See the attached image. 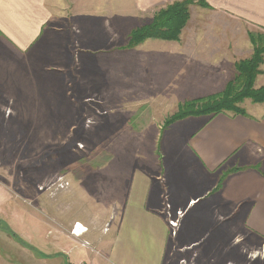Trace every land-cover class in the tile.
Returning a JSON list of instances; mask_svg holds the SVG:
<instances>
[{
	"label": "rangeland",
	"instance_id": "374dc122",
	"mask_svg": "<svg viewBox=\"0 0 264 264\" xmlns=\"http://www.w3.org/2000/svg\"><path fill=\"white\" fill-rule=\"evenodd\" d=\"M52 24L60 29V19ZM119 34L114 31L111 41L84 43L72 37L60 39L57 32L41 50L18 55L16 67L8 63L10 49L1 41L0 237L4 250L14 261L23 257L20 253L38 257L59 253L64 225L76 220L84 227L99 224L93 219L94 206L107 195L106 181L130 177L141 169L161 182L164 206H172L167 207L170 215L183 213L166 264H196L198 259L206 264H264V240L249 234L244 218L223 217L216 200L198 199L196 206L185 207V199L210 191L213 181L217 187L224 171L218 178L215 174L203 179L189 160L180 174L169 171L166 176L159 169L161 149H168V163L174 157L170 149L186 146L189 122L169 133L176 146L160 148L161 140L169 139L163 134L165 122L178 106L169 105L167 94L154 97V91H144L135 73L128 74V84L121 82L126 78L121 77L124 69L108 62V57L114 60L117 55L106 57L111 47L122 45ZM87 46L88 54L80 51ZM183 155V149L177 152L179 159L184 160ZM110 164L127 167L116 171ZM166 185L175 189L179 204L173 203L174 193ZM63 259L60 255L48 264H65Z\"/></svg>",
	"mask_w": 264,
	"mask_h": 264
},
{
	"label": "crops",
	"instance_id": "0c3cea01",
	"mask_svg": "<svg viewBox=\"0 0 264 264\" xmlns=\"http://www.w3.org/2000/svg\"><path fill=\"white\" fill-rule=\"evenodd\" d=\"M176 1L182 0H0V43L3 41L10 49L8 63L16 67L18 55L41 50L57 32L60 39L67 37L69 41L72 37L84 43L111 41L114 31L122 33V45L111 47L106 54L117 55L114 60L119 63L112 56L108 62L116 69H124L120 74L126 78L121 82L128 84V74L135 73L144 91H154V97L167 94L169 105L177 107L221 93L234 78L235 63L253 53L249 36H264V0H203L206 7L194 3L189 7L190 20L177 41L148 39L134 49L126 48L132 30L149 24L156 12ZM55 19H60V29L52 24ZM82 50L88 54L90 47ZM260 71L254 81L256 89L264 86V56ZM242 107L246 116L187 118L167 127L163 134L169 139L161 140L160 148L162 144L176 146L169 133L189 122L186 146L182 145L184 160L177 156L182 149H170L174 157L167 163L168 149H161L159 169L166 176L169 171L170 175L180 174L184 161L189 160L203 179L239 170L227 176L219 191L213 193V181L210 191L185 199V207L191 203L196 206L198 199L216 200L220 215L244 218L249 234L264 240V104L246 100ZM109 166L116 171L127 167ZM142 171L106 181L107 195L96 200L94 206L93 219L99 224L87 223L86 231L79 236L71 232L75 224L84 223L76 220L64 225L59 253L49 255L37 249L42 256L20 253L23 257L14 261L0 237V264H48L60 259V255L65 264H166L173 250L165 219L170 205L164 206L161 182ZM171 191L173 203L179 204L173 187ZM195 263L206 264L202 259Z\"/></svg>",
	"mask_w": 264,
	"mask_h": 264
},
{
	"label": "trees",
	"instance_id": "16d2710c",
	"mask_svg": "<svg viewBox=\"0 0 264 264\" xmlns=\"http://www.w3.org/2000/svg\"><path fill=\"white\" fill-rule=\"evenodd\" d=\"M193 1L200 7H206L203 0H182L168 5L156 12L151 22L132 30L127 38V49H134L145 40L159 39L177 41L182 30L187 25L190 14L189 7ZM253 53L250 58L235 63V76L229 81L224 90L216 95L186 101L178 105L177 112L165 122L167 128L175 122L197 117H214L220 114L231 116H246L242 103L246 100L253 104H264V86L254 88L257 75L261 74L260 66L264 56V36L250 35ZM235 169L222 174L214 192L221 189L222 183L229 174L238 172ZM12 237H15L12 233Z\"/></svg>",
	"mask_w": 264,
	"mask_h": 264
},
{
	"label": "built area",
	"instance_id": "2783aa9c",
	"mask_svg": "<svg viewBox=\"0 0 264 264\" xmlns=\"http://www.w3.org/2000/svg\"><path fill=\"white\" fill-rule=\"evenodd\" d=\"M166 216L168 218V226H169V229H170V234L171 236L175 235V232H176V228H177V225L179 223V220L182 218L183 216V213L181 211H177L175 213V215L171 216L169 212L166 213ZM77 225V224H76ZM76 225L72 231V234L75 235V236H79L83 233H77L76 232Z\"/></svg>",
	"mask_w": 264,
	"mask_h": 264
},
{
	"label": "bare ground",
	"instance_id": "6f19581e",
	"mask_svg": "<svg viewBox=\"0 0 264 264\" xmlns=\"http://www.w3.org/2000/svg\"><path fill=\"white\" fill-rule=\"evenodd\" d=\"M86 231L85 227L82 226L81 224L77 223L76 225V232L77 233H84Z\"/></svg>",
	"mask_w": 264,
	"mask_h": 264
}]
</instances>
